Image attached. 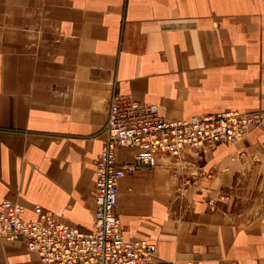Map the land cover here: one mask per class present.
I'll use <instances>...</instances> for the list:
<instances>
[{"label": "crops", "instance_id": "1", "mask_svg": "<svg viewBox=\"0 0 264 264\" xmlns=\"http://www.w3.org/2000/svg\"><path fill=\"white\" fill-rule=\"evenodd\" d=\"M113 94L166 120L264 113V0H0V204L89 229ZM116 213L167 263L264 264V120L126 174ZM0 264L42 263L0 237Z\"/></svg>", "mask_w": 264, "mask_h": 264}, {"label": "built area", "instance_id": "2", "mask_svg": "<svg viewBox=\"0 0 264 264\" xmlns=\"http://www.w3.org/2000/svg\"><path fill=\"white\" fill-rule=\"evenodd\" d=\"M264 120L261 111H224L166 120L154 104L113 94L94 161V212L89 229L62 223L52 213L34 207L25 219L24 207L0 204V237L22 242L42 264H170L158 258L154 244L126 240L116 213L118 185L126 174L152 168L161 154L206 151L218 144H233ZM119 149H133L131 161L118 163Z\"/></svg>", "mask_w": 264, "mask_h": 264}]
</instances>
